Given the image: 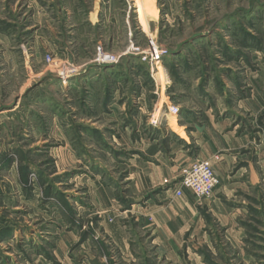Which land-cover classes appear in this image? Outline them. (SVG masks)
Segmentation results:
<instances>
[{
  "label": "rangeland",
  "instance_id": "rangeland-1",
  "mask_svg": "<svg viewBox=\"0 0 264 264\" xmlns=\"http://www.w3.org/2000/svg\"><path fill=\"white\" fill-rule=\"evenodd\" d=\"M52 1L0 0V264H59L68 235L70 264H264L263 167L225 199L234 231L197 204L205 238L174 256L143 235L124 261L88 201L97 183L124 200L140 151L193 153L190 132L217 107L250 142L232 172L246 176L264 151V0H101L94 26L89 5Z\"/></svg>",
  "mask_w": 264,
  "mask_h": 264
},
{
  "label": "crops",
  "instance_id": "crops-1",
  "mask_svg": "<svg viewBox=\"0 0 264 264\" xmlns=\"http://www.w3.org/2000/svg\"><path fill=\"white\" fill-rule=\"evenodd\" d=\"M52 2L53 11L75 15L82 14L84 6L89 5L90 12L87 18L83 17V23L90 22L94 26L97 22L101 0H91L90 3L88 0ZM35 11L37 15L45 14L40 6L35 7ZM262 75L258 95L264 103V70ZM204 111L200 115V123L195 124L194 131L190 132L195 148L193 153L179 150L169 160L150 150L133 156L125 180L128 193L124 200H119L117 194L103 183L90 186L89 204L95 212L103 213L100 228L112 242L114 250H120L124 261L129 256L132 258L129 250H135L134 238L143 235L147 236L151 250H161L170 256H174L176 250H183L189 241L191 245L199 244L205 238V222L197 204L204 205L222 226L229 225L231 232L234 231L231 224L236 215L231 214L225 199L233 190L243 187L246 181L254 180L256 171L264 169L263 143H259L255 150V161L248 163L246 176L243 167L232 174L235 164L247 159L249 154L245 150L250 142L244 132L238 135L237 129L231 128L229 119L220 117L218 107L213 111ZM175 127L172 130L176 131ZM178 133L185 138L183 132ZM196 161L208 162L218 178L219 184L210 201H199L187 190L180 197L175 196L183 169ZM71 237L68 235L59 241L55 250L59 264H70L66 252L71 245Z\"/></svg>",
  "mask_w": 264,
  "mask_h": 264
},
{
  "label": "built area",
  "instance_id": "built-area-1",
  "mask_svg": "<svg viewBox=\"0 0 264 264\" xmlns=\"http://www.w3.org/2000/svg\"><path fill=\"white\" fill-rule=\"evenodd\" d=\"M153 48H151L150 51L151 56H154L155 60H158L156 56L157 52ZM113 59V56L102 54L100 62L111 63ZM218 184V178L211 165L206 161H196L183 169L177 183L178 188L175 191V196L180 197L182 192L187 190L191 192L197 200H206L212 197Z\"/></svg>",
  "mask_w": 264,
  "mask_h": 264
},
{
  "label": "bare ground",
  "instance_id": "bare-ground-1",
  "mask_svg": "<svg viewBox=\"0 0 264 264\" xmlns=\"http://www.w3.org/2000/svg\"><path fill=\"white\" fill-rule=\"evenodd\" d=\"M145 56H148L149 55V53H146V54H144ZM103 63V62H102ZM55 64H57V63H55ZM57 67H59L58 66V64H57ZM67 71L68 70H66V69H60V72L63 74V75H66L67 74Z\"/></svg>",
  "mask_w": 264,
  "mask_h": 264
}]
</instances>
